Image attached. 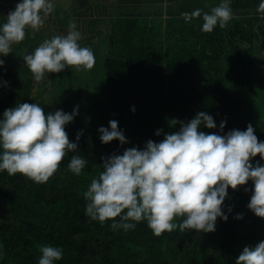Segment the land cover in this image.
Listing matches in <instances>:
<instances>
[{
	"label": "trees",
	"instance_id": "1",
	"mask_svg": "<svg viewBox=\"0 0 264 264\" xmlns=\"http://www.w3.org/2000/svg\"><path fill=\"white\" fill-rule=\"evenodd\" d=\"M261 2L231 0L234 9L247 12L233 16L225 28L217 24L210 33L201 30L203 15L191 21L177 15L127 17L112 23L104 59L106 107L99 114V125L90 124L82 114L65 125L69 140L78 147L46 183L0 171V264H39L42 246L62 250V259L54 264H236L241 254L236 248L238 230L243 229L252 247L264 241V218L247 207L254 187L251 180L237 190L228 188L222 205L228 219L218 217L215 231L208 233L181 232L177 226L156 236L146 220L128 232L114 230L111 225L120 222V216L103 224L92 220L85 214L84 197L92 179L103 171V158L131 147L143 149L150 139L162 141L166 133L179 130L173 119L187 123L203 111L213 117L216 128L201 124L200 131L225 135L252 124L258 141L264 142V133L254 124L252 52ZM35 101L28 92H11L9 103L0 95V119L6 109L21 103H37L45 114L62 110ZM110 120L118 121L127 143L101 142L98 129L108 127ZM221 121H226L223 131ZM73 155L86 160L79 176L68 169ZM257 161L264 165L257 155L253 166ZM182 219L174 222L179 225Z\"/></svg>",
	"mask_w": 264,
	"mask_h": 264
},
{
	"label": "clouds",
	"instance_id": "2",
	"mask_svg": "<svg viewBox=\"0 0 264 264\" xmlns=\"http://www.w3.org/2000/svg\"><path fill=\"white\" fill-rule=\"evenodd\" d=\"M54 7L52 0L17 3L0 27V54L7 56L12 52V45L25 39L27 29L33 34L39 31ZM257 11L264 14V0ZM201 14L197 8L182 15L191 21ZM232 18L229 0H223L211 9V14L203 13L201 30L210 33L217 24L225 28ZM68 27L67 35L45 39L33 53L23 56L35 82H40L45 73H59L66 67L77 71L94 67L93 51L78 43L82 36L76 24L70 21ZM3 64L4 60H0ZM131 110L135 112V107ZM77 114L78 106L70 114L63 110L45 114L37 103L6 109L0 119V171L46 183L59 170L63 158L78 147L65 131V125ZM171 123H179L180 128L166 133L162 141L150 139L143 149L131 147L123 154L103 158V171L92 179L84 193L88 201L85 214L101 224L120 216V222H113L111 227L125 232L134 230L144 220L156 236L170 233L177 226L181 232H214L218 217L228 219L222 211L228 188L237 190L251 180L254 187L247 207L264 218V165L259 161L255 166L251 163L257 155L264 160V142L258 141L252 124L244 131L233 129L225 135L205 133L199 130L201 124L212 129L216 123L203 111L187 123L175 119ZM225 123L221 121V131ZM98 131L103 144L113 140L121 145L128 142L116 120H110L108 127L101 126ZM161 131L158 129L156 135ZM80 135L82 131L77 133V141ZM85 164L84 158L73 155L68 169L79 176ZM125 210L126 214L121 215ZM178 217L183 218L179 225L174 222ZM236 218H242V214ZM40 251L39 264H54L62 259L60 248L42 246ZM236 264H264V241L254 247L245 246Z\"/></svg>",
	"mask_w": 264,
	"mask_h": 264
},
{
	"label": "rangeland",
	"instance_id": "3",
	"mask_svg": "<svg viewBox=\"0 0 264 264\" xmlns=\"http://www.w3.org/2000/svg\"><path fill=\"white\" fill-rule=\"evenodd\" d=\"M171 3L166 12L180 14L182 9H188L189 13L197 8L211 14L213 7L219 6L223 0H167ZM166 2V1H165ZM229 0L233 16L245 14L247 11L242 9H234ZM156 8V7H155ZM157 9V8H156ZM109 10L98 13L102 21L97 25L94 21H90L88 25H82L73 16L68 17V12L60 15L59 22L52 23V14L45 20L44 26L37 32L35 37L28 36V42H21L12 45V52L8 54L7 65L0 68V95L9 103L11 92L30 93L34 97L35 102H44L53 104L61 108L67 113H72L73 109L78 106V114H82L90 120V124L99 125V114L104 112L106 107V86L104 82V59L106 56V48L108 36L111 33L112 22L104 18V14ZM118 18L124 16V12H117ZM161 13L159 10L151 13L152 15ZM113 16V11H111ZM139 15L140 13H134ZM144 14V13H142ZM166 14V13H165ZM169 17V16H164ZM159 18V17H156ZM76 24V30L81 33L82 39L78 42L81 47L90 48L95 57V65L89 71L79 70L75 68H65L59 73H45L44 78L40 82H35L30 69L27 67L23 58L26 54H31L45 40L51 39L53 36H65L69 31V22ZM258 38L254 42L253 56L255 59V95L254 107L256 118L254 121L255 128L258 132L264 133V35L258 29ZM29 32H32L29 29ZM40 38L42 42L40 43ZM37 41V43H35ZM4 56L3 54H1ZM1 58V57H0ZM1 60V59H0ZM7 72V75H6ZM10 91V92H9ZM9 93V94H8ZM9 97L7 98V96ZM246 233L243 229L238 230V238L236 248L238 252H242L245 246L252 245L246 240Z\"/></svg>",
	"mask_w": 264,
	"mask_h": 264
},
{
	"label": "crops",
	"instance_id": "4",
	"mask_svg": "<svg viewBox=\"0 0 264 264\" xmlns=\"http://www.w3.org/2000/svg\"><path fill=\"white\" fill-rule=\"evenodd\" d=\"M19 2H21V0H0V27H2V25L6 22L8 13L15 10L16 4ZM52 2L55 5L54 11L51 13L52 23L59 22L62 11L68 12L69 18L73 16L75 19L72 20L78 21V23H86V25H88L90 21H94L95 24L98 25L102 21L98 13H102L107 10H109V12L104 14V18L110 20L112 23L115 20L120 19L118 18L117 12L125 13L121 18H167L164 16H183V13H189L188 9H182L183 11L180 12V14L170 13L168 15L166 10H168V7H171V3H169L167 0H52ZM157 10H159L161 13L154 15L151 14ZM111 11H113V16H111ZM134 13L140 14L137 16ZM83 23L82 25H85ZM257 28L260 29L261 34L263 33L264 35V14L259 12L256 30ZM29 35L32 36V39L35 37V34H32L29 32V29H27L26 37L23 42H28ZM42 40L43 39L40 38V43ZM35 43H37V41H35ZM0 57L1 60H4V64L0 65V68L2 69L8 66V55L2 56L0 54Z\"/></svg>",
	"mask_w": 264,
	"mask_h": 264
}]
</instances>
